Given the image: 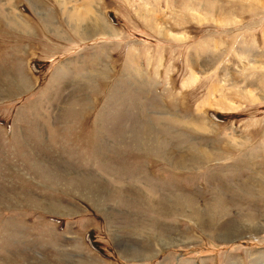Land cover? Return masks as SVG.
I'll return each mask as SVG.
<instances>
[{"label":"rangeland","instance_id":"1","mask_svg":"<svg viewBox=\"0 0 264 264\" xmlns=\"http://www.w3.org/2000/svg\"><path fill=\"white\" fill-rule=\"evenodd\" d=\"M0 264H264V0H0Z\"/></svg>","mask_w":264,"mask_h":264},{"label":"bare ground","instance_id":"2","mask_svg":"<svg viewBox=\"0 0 264 264\" xmlns=\"http://www.w3.org/2000/svg\"><path fill=\"white\" fill-rule=\"evenodd\" d=\"M171 152H172V151H171ZM247 187H248V185H246L244 188L248 189ZM248 190H249V189H248ZM219 203H220V206L222 207L221 212H220V216H222V215H224V213H225L226 210H227V207H226L227 204H226L223 200H221V199H220ZM193 216H195L194 218H195V219L198 221V223L200 224L201 221H200V219H199V213L197 212V214H194ZM200 216H201V214H200ZM196 223H197V222H196Z\"/></svg>","mask_w":264,"mask_h":264}]
</instances>
